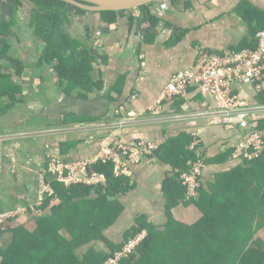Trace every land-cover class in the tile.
<instances>
[{
    "label": "crops",
    "instance_id": "crops-1",
    "mask_svg": "<svg viewBox=\"0 0 264 264\" xmlns=\"http://www.w3.org/2000/svg\"><path fill=\"white\" fill-rule=\"evenodd\" d=\"M148 7L159 18L150 30L129 25L130 15L139 13L136 9L122 13L113 23L103 22L97 11L72 13L66 30L87 45L94 57L87 72L93 80H102V87L93 91L75 88L71 93L63 90L51 65H36L44 45L34 36L27 16L18 17L10 53L23 66L20 75H13V80L22 88V100L0 115V138L18 133H43L0 141V212L20 206L28 208L27 213L10 220L9 226L23 224L29 228L36 217L49 214L51 207L59 202L54 195H49L54 197L47 205H36L42 162L92 157L103 140L130 144L142 138L153 140L160 147L182 135L179 139L184 146L193 134H198L199 150L205 162L201 187L211 195L203 196L202 200L208 204L219 175L244 165L243 161L231 159L242 130L238 126L228 128L226 124L229 114L264 120V111H254L264 103L259 102L260 94L251 85L232 86V92L245 101L241 109L250 112L221 114L212 94L197 85L190 86L183 96L163 100L158 111L151 113L149 107L159 100L162 88L174 72L197 68L199 48L222 52L254 46L253 30H261L264 24V0H155ZM69 116L86 118L64 123L63 119ZM80 126L87 128L59 132V129ZM261 132L264 135V129ZM66 141L74 144L67 146ZM182 144L174 149L173 156H162V147L148 159L127 164L129 172L124 175L130 188L111 196L123 208L110 228L102 230L105 238L112 243L121 242L125 231L140 220L153 226L156 238L159 235L169 238L180 230L183 234L187 227L200 221L201 210L194 201L186 202L183 197L170 208L176 223L168 225L169 194L173 197L181 188L169 190L167 179L177 171L174 164L183 160ZM247 185L254 186L252 179ZM237 203L243 200L240 198ZM32 207L38 212L31 210ZM245 214L250 218L252 213ZM259 231L264 232V227ZM116 232H121L119 237L115 236ZM93 246L108 250L102 239H97ZM159 251L153 250L155 254ZM185 252L182 258H188V251Z\"/></svg>",
    "mask_w": 264,
    "mask_h": 264
},
{
    "label": "trees",
    "instance_id": "trees-1",
    "mask_svg": "<svg viewBox=\"0 0 264 264\" xmlns=\"http://www.w3.org/2000/svg\"><path fill=\"white\" fill-rule=\"evenodd\" d=\"M1 1L10 4V15L8 18L4 16L0 7V115L22 100V88L13 80V75H20L23 66L10 53V40L15 33L17 13L24 6H27L28 25L32 27L36 39L44 45L36 65H51L66 93H71L75 88L93 91L102 87V80H93L87 72L90 71L94 58L89 54L87 45L83 40L72 37L66 30L72 13L84 14L87 10L63 0ZM148 5L134 8L139 13L130 15V26L153 29L159 18L152 14ZM134 9L104 10L100 11V15L103 22L113 23L122 13ZM261 28H264V24ZM256 31L253 30L254 35ZM256 44L251 48H255ZM262 92L259 93L260 103H264ZM73 117H65L63 122L67 123L75 118L81 122L86 118ZM262 122L264 124V120L258 121L260 131L264 129ZM181 136L158 147H163L162 156L175 154L174 149L182 144L179 139ZM189 142L187 140L184 146ZM73 144L74 141L65 142L67 146ZM184 146L182 144L183 160L174 164L177 171L167 179L169 190H175L176 187L182 189L173 193V197L169 194L171 197L167 202L166 212L169 217L168 225L176 223L171 218L170 208L183 197L186 202L194 201L201 210L202 217L199 222L187 227L183 234L180 230L177 235L169 238L162 235L156 238L153 226L140 220L125 231L121 242L112 243L105 238L102 234L103 228L112 225L123 208L111 196L127 191L130 185L127 176L113 175L110 161H98L89 170L94 168L105 173L107 183L104 186L80 183L65 186L49 177L53 188L52 195L59 200L51 207L49 214L36 217L29 228L23 224L14 227L8 223L0 225V238L5 233L9 234L0 246V264H100L142 228L147 232L145 238L123 264H264V242L261 237H254L264 227L263 155L243 161L244 165L232 169L233 171L221 173L213 189L212 203L210 201L208 204L202 197L211 195L201 185L195 198L185 197V189L178 175L190 166L194 154ZM250 179L254 183L252 188L247 185ZM54 196H47L43 204L47 205ZM240 198L243 203H237ZM245 212L252 213L250 218L245 216ZM61 230L70 237L63 235ZM214 237L217 240H213ZM97 239H102L108 250L95 249L93 244ZM166 249L172 252L169 253ZM153 250H160V253L155 254ZM193 250L204 255L198 256ZM185 251H188V258H182Z\"/></svg>",
    "mask_w": 264,
    "mask_h": 264
},
{
    "label": "built area",
    "instance_id": "built-area-1",
    "mask_svg": "<svg viewBox=\"0 0 264 264\" xmlns=\"http://www.w3.org/2000/svg\"><path fill=\"white\" fill-rule=\"evenodd\" d=\"M257 44L255 48H242L240 50H225L213 52L206 48H199L197 52V68H186L174 72L162 88L159 100L149 107V111H158L162 101L183 96L192 85L201 86L214 97L219 111L232 112L245 106V101L232 92V86L237 83H247L256 92L264 91V28L255 34ZM226 126L239 127L242 130L231 152V159L250 161L264 155V135L258 129V119L250 116L229 114ZM98 152L89 158L81 160L51 159L42 162L38 172V192L36 205L43 204L45 198L53 194L50 184L51 177L65 186L80 183L87 186H104L107 178L104 172L92 168L100 161L112 163L114 176L128 174V163L138 162L153 156L158 144L153 140L139 138L133 143H124L114 140L112 143L101 142ZM201 139L193 134L187 144V149L194 154L190 166L179 172L178 178L184 186L185 197L195 198L201 185V174L205 165L201 154ZM31 210L38 212L34 207ZM28 212V208L20 206L0 212V225ZM147 232L142 228L129 237L122 246L113 252L100 264H123L130 257L135 248L145 238Z\"/></svg>",
    "mask_w": 264,
    "mask_h": 264
},
{
    "label": "water",
    "instance_id": "water-1",
    "mask_svg": "<svg viewBox=\"0 0 264 264\" xmlns=\"http://www.w3.org/2000/svg\"><path fill=\"white\" fill-rule=\"evenodd\" d=\"M63 1L73 4L85 10L100 12L104 10H114V11L130 10V9H134V8H137L145 4H150L155 0H63ZM254 111H264V105L254 108ZM242 112H250V111L245 110V109L236 110V113H242ZM229 113L230 112H226V111L221 112V114H229ZM86 128L87 126L68 127L64 129H59V132L76 131V130H82ZM31 133L32 135L35 136L43 132H31ZM32 135H30V133L11 134V135H7L5 137L0 138V141L4 139L19 138V137H26V136H32Z\"/></svg>",
    "mask_w": 264,
    "mask_h": 264
},
{
    "label": "rangeland",
    "instance_id": "rangeland-1",
    "mask_svg": "<svg viewBox=\"0 0 264 264\" xmlns=\"http://www.w3.org/2000/svg\"><path fill=\"white\" fill-rule=\"evenodd\" d=\"M0 7H1V9H2V13H3V15L4 16H7V18H8V16L10 15V4L9 3H6V2H2L1 0H0ZM26 7L27 6H24L21 10H19L18 11V17L19 18H22V16L23 17H26L27 16V13H26ZM23 21V23L25 24V22H26V19H24V20H22ZM23 26H25V25H23ZM15 44V46H16V43H14ZM17 47V46H16ZM37 54V53H36ZM107 227H109V226H107ZM107 227H105V228H103V230L105 231V229H107ZM110 228V227H109ZM62 232V234L63 235H65V236H67V237H69V234H66L63 230L61 231ZM121 233V232H120ZM120 233H118L117 234V232H116V237H119L120 236ZM262 235L263 237H264V232H261V231H257L256 233H255V235H254V237H256V236H259V235ZM260 235V236H261ZM8 234H4L1 238H0V246H2L3 245V243L6 241V238H8ZM97 243V242H96ZM95 243V244H96ZM96 246V245H95ZM96 247H98V246H96Z\"/></svg>",
    "mask_w": 264,
    "mask_h": 264
},
{
    "label": "clouds",
    "instance_id": "clouds-1",
    "mask_svg": "<svg viewBox=\"0 0 264 264\" xmlns=\"http://www.w3.org/2000/svg\"><path fill=\"white\" fill-rule=\"evenodd\" d=\"M17 217H18V216H17ZM17 217H16V218H17ZM11 220H12V219H11ZM9 222H10V220H9L7 223H9Z\"/></svg>",
    "mask_w": 264,
    "mask_h": 264
}]
</instances>
